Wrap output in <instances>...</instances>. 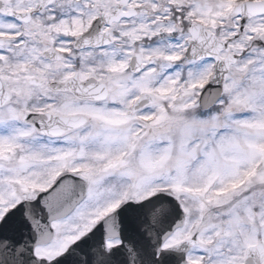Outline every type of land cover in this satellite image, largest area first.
<instances>
[{
    "label": "snow or ice",
    "instance_id": "snow-or-ice-1",
    "mask_svg": "<svg viewBox=\"0 0 264 264\" xmlns=\"http://www.w3.org/2000/svg\"><path fill=\"white\" fill-rule=\"evenodd\" d=\"M0 264H264V0H0Z\"/></svg>",
    "mask_w": 264,
    "mask_h": 264
}]
</instances>
